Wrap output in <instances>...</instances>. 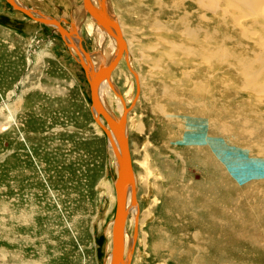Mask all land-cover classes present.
Here are the masks:
<instances>
[{"label":"rangeland","instance_id":"rangeland-1","mask_svg":"<svg viewBox=\"0 0 264 264\" xmlns=\"http://www.w3.org/2000/svg\"><path fill=\"white\" fill-rule=\"evenodd\" d=\"M19 1L66 29L74 17L84 48L111 57L83 0ZM109 4L140 86L132 105L122 61L112 83L133 108L132 264H264V0ZM32 21L0 0V264H109L115 157L83 68Z\"/></svg>","mask_w":264,"mask_h":264},{"label":"water","instance_id":"water-1","mask_svg":"<svg viewBox=\"0 0 264 264\" xmlns=\"http://www.w3.org/2000/svg\"><path fill=\"white\" fill-rule=\"evenodd\" d=\"M7 2L15 8L17 11H21L24 15L30 19H34L39 23H43L52 27L54 30L59 31L62 39L65 40L67 37L71 40L72 37L77 38V44L74 42H66V45L70 49H74L75 52L80 56V65L84 70L86 79L91 90V109L101 113L106 121L108 122L111 131L106 132L108 138L113 142L112 132L117 137L119 147L114 143L115 155L118 161L119 176L115 183L116 195H117V207L116 215L113 221L112 230V251L110 264H130L131 251H128L124 258V246H125V234H126V222L128 216V208L126 205L128 199V193L131 192L132 204L136 202V189L134 187V172L132 169L131 157L128 149V136L125 130V117L114 119L110 113L104 108L100 97H99V86L103 81L110 82L111 86L116 89L112 83L111 74L124 51L126 49L125 42L122 38L121 31L118 23L112 18L109 9H106L107 0H99V8L95 7L92 0H83L85 10L93 18L95 23L107 31L111 37L117 42V52L111 61H104L102 64L95 66L92 61L91 54L87 52L82 46V38L79 37L78 29L75 21L72 19L71 28L67 31L60 24V22L52 17L40 15L35 18V12L29 7L24 6L22 3L19 4L15 0H7ZM84 55V57L81 56ZM116 92L118 90L116 89ZM131 189V190H130Z\"/></svg>","mask_w":264,"mask_h":264},{"label":"bare ground","instance_id":"bare-ground-1","mask_svg":"<svg viewBox=\"0 0 264 264\" xmlns=\"http://www.w3.org/2000/svg\"><path fill=\"white\" fill-rule=\"evenodd\" d=\"M7 1V0H6ZM17 3H19V4H21L20 3V1L19 0H15ZM96 1V2H95ZM199 1V0H198ZM201 1V0H200ZM8 3V2H7ZM92 3H93V5L95 6V7H97V8H99V0H92ZM96 3L98 4V5H96ZM24 6H26V5H24ZM83 6V10H84V12H86V10H85V7H84V4L82 5ZM26 7H28V6H26ZM106 9H109V10H111L110 9V4H109V0H107V4H106ZM30 8V7H29ZM14 10H16L15 8H13ZM31 10L33 9V8H30ZM35 9H33V11H34ZM17 11V10H16ZM18 12H21V11H18ZM35 13V18H37V17H39L40 15H44V16H47V15H45V14H43L42 12H40V11H38V10H35L34 11ZM112 12V11H111ZM22 13V12H21ZM87 13V12H86ZM23 14V13H22ZM83 14V13H82ZM88 15H89V13H87ZM47 17H49V16H47ZM92 18V17H91ZM112 18L113 19H115L116 21H117V23H118V26H119V29H120V31H121V34H122V38H123V40H124V37H123V33H122V30H121V26H120V22H119V19H118V16L115 14V17L114 16H112ZM55 19V18H54ZM72 19H73V21H75V24H76V26L77 27H79V25H78V23L76 22V20H75V18L74 17H70V24H69V27H68V29H66V28H64L65 30H69V28L71 27V23H72ZM57 20V19H56ZM78 20V19H77ZM87 20V19H86ZM93 22H94V24H95V21L93 20V18L91 19ZM33 21H35L36 23H39V22H37L36 20H34L33 19ZM59 21V20H58ZM60 22V21H59ZM86 22V21H85ZM39 24H42V25H45V24H43V23H39ZM60 24H61V22H60ZM62 25V24H61ZM85 25V24H84ZM96 25V27L97 28H99L101 31H102V33L101 34H105L108 38H110L111 40L110 41H112V44H113V46H114V51H113V53H112V55H111V57L107 60V58H106V56L103 54L104 52H102V51H100L99 53H96V54H94L93 56H92V61H93V63H94V65L95 66H98V65H100V64H102L104 61H111L112 60V58L114 57V55L116 54V52H117V42H116V40L113 38V37H111L110 35H109V33L107 32V31H104V29H102L101 27H99L97 24H95ZM46 26H48V25H46ZM48 27H50V26H48ZM55 32L56 33H58L59 35H60V37H61V39H62V36H61V34L59 33V31H56L55 30ZM78 34H79V37L80 38H82L81 37V35H80V29H78ZM62 41H63V43L66 45V42L67 43H69V42H74V43H76L77 44V42H78V40H77V38H75V37H72L71 38V40L70 39H68L67 37L65 38V40H63L62 39ZM124 42H125V45H126V49H124V51H123V53H122V55H121V57H120V59H119V61H118V63H117V66L114 68V70L112 71V74H111V78L113 79V72L115 71V69L118 67V65L122 62V61H124L125 63H126V65H127V68L129 69V71L133 74V76L135 77V79H136V83H137V90H138V92H137V98L136 99H134L133 100V103H132V105L133 104H136V102H137V100H138V97H139V94H140V86H139V78H138V76H137V74L134 72V70L132 69V66H131V56H130V53L128 52V48H127V44H126V41L124 40ZM82 46H83V43H82ZM66 47H67V49H68V51H69V53H70V55L75 59V61L76 62H78L79 64H80V56L75 52V50L74 49H70L67 45H66ZM84 47V46H83ZM85 49V48H84ZM86 50V49H85ZM87 51V50H86ZM87 52H89V51H87ZM81 56L82 57H84V55L83 54H81ZM105 82H107V81H103L101 84H100V86H99V90H98V93H99V97H100V100H101V102H102V104H103V106H104V108L106 109V111L108 112V113H110V115L114 118V119H116L117 120V118H122L123 116L125 117V130H126V133H127V136H128V123H127V121H128V114L132 111V107L130 106V108H128L127 107V105H126V102H125V100H124V98H123V96H122V93L121 92H119L120 94H118L117 92H116V89H114L112 86H111V84H110V82H107V84H108V86L112 89V91L113 92H115V94H116V96H118V99H119V101H120V103L122 104V114H120L119 116H117L115 113H114V111L113 110H111L112 108L110 107V105L106 102V100L104 99V96H103V94L101 93L102 91V89H100L101 88V86H102V84L103 83H105ZM90 87V86H89ZM103 87H104V85H103ZM90 93H91V90H90ZM91 105H92V101H91ZM90 109H91V107H90ZM91 114H92V116H93V119H94V121H95V123H96V125L102 130V132L104 133V135L107 137V139H108V142H109V146L111 147V149H112V151H113V157H115V160L114 161H116V171H117V176H116V179H115V181H114V189H115V183H116V181H117V179H118V176H119V168H118V161H117V158H116V155H115V147H114V143L117 145V147H119V144H118V141H117V137L114 135V133L112 132V137H113V142L114 143H112V140L110 139V138H108V135L106 134V132H108V131H111V128H110V126H109V124H108V122L106 121V119H105V117L101 114V113H99V112H96L95 110H92L91 109ZM128 149H129V153H130V157H131V163H132V169H133V172H134V167H133V161H132V156H131V152H130V145H129V140H128ZM134 181H135V183H134V187H135V189H136V200H137V183H136V173L134 172ZM131 190V189H130ZM115 196H116V207H117V195H116V189H115ZM138 203V202H137ZM136 202L135 203H133L132 204V196H131V192L130 193H128V199H127V202H126V205H127V208H128V216H127V222H126V234H125V246H124V258L126 257V255H127V253H128V249L132 246V247H134V250H135V246H136V242H137V239H138V230H139V216H140V207H139V203L137 204ZM130 213L131 214H133L134 213V216H135V222H134V229H135V232H134V236H133V238H131L129 235H128V231H127V228H128V222H129V218H130ZM115 215H116V211H115ZM114 221V220H113ZM112 230H113V227H112ZM130 244V245H129ZM133 255H134V252H133ZM110 257H109V264H110V261H111V255H109ZM132 256V255H131ZM132 259H133V256H132ZM132 259L130 260V264H132Z\"/></svg>","mask_w":264,"mask_h":264},{"label":"flooded vegetation","instance_id":"flooded-vegetation-1","mask_svg":"<svg viewBox=\"0 0 264 264\" xmlns=\"http://www.w3.org/2000/svg\"><path fill=\"white\" fill-rule=\"evenodd\" d=\"M21 2V1H20ZM21 13V12H20ZM32 20V19H31ZM33 22V21H32Z\"/></svg>","mask_w":264,"mask_h":264}]
</instances>
